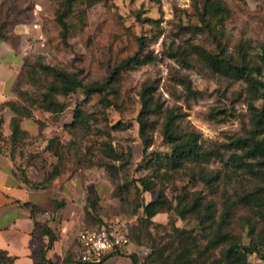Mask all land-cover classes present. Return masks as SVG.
<instances>
[{
	"label": "rangeland",
	"instance_id": "374dc122",
	"mask_svg": "<svg viewBox=\"0 0 264 264\" xmlns=\"http://www.w3.org/2000/svg\"><path fill=\"white\" fill-rule=\"evenodd\" d=\"M59 9L61 0H0V39L17 47L24 42L18 47L23 59L15 98L0 111L8 109L20 121L31 119L37 130L32 137L22 133L15 141L2 139L0 146L20 157L33 188L59 186L63 201L82 204L80 230L127 223L138 264H215L233 242H264L261 212L238 204L220 229L225 239L206 250L216 238L226 201L264 186L235 166L243 152L233 144L252 129V105L263 106L264 85L258 92L244 78L220 72L208 55L247 63L264 82V0L80 1L67 18L66 43L56 19ZM139 51V64L119 69ZM52 68L76 73L82 82L65 113L47 111L43 104L50 86L59 84ZM107 82L102 92L85 90ZM144 91L157 104L146 114L149 146L140 134ZM53 97L59 103L67 100L58 93ZM77 114L83 122L74 125ZM170 114L180 135L195 133L201 150L212 154L173 169L167 160L173 145L164 134ZM53 138L56 149L48 150ZM106 164L115 168L109 171ZM56 168L59 175L42 187ZM158 191L164 207L146 220L144 206ZM89 196L96 201L94 209ZM210 204L217 223L204 216ZM249 260L261 262L257 254Z\"/></svg>",
	"mask_w": 264,
	"mask_h": 264
},
{
	"label": "trees",
	"instance_id": "16d2710c",
	"mask_svg": "<svg viewBox=\"0 0 264 264\" xmlns=\"http://www.w3.org/2000/svg\"><path fill=\"white\" fill-rule=\"evenodd\" d=\"M85 0H61L63 9H59L57 13V22L60 23L62 28V39L66 43L68 34H69V23L67 18L73 12L75 5ZM2 35V27H0V36ZM4 36V35H3ZM4 38V37H3ZM208 59L210 64L215 67L220 72L235 78H244L247 80L251 86L258 92H260L259 86L264 85V82L256 78L252 73V67L247 63L237 64L231 59L226 57H220L215 54H209ZM140 63V51L132 57H128L123 60L119 65V69H128L136 64ZM115 70L114 74L119 72ZM53 75L56 80L59 82L52 84L50 86V92L44 94L43 104L47 111L52 112H61L65 113L66 110L70 107L69 97L80 87H82V82L79 79L76 73H68L64 70L52 68ZM110 86V83H104L100 86L88 87L85 90L87 94L91 91H104ZM58 93L65 97L67 100L65 103H59L55 101L53 94ZM262 97L264 100V91H262ZM144 110L139 118L140 122V134L141 137L145 140L146 146L150 145V137L148 135V129L151 127V123L148 120L146 114L153 111L152 96L144 91L143 95ZM157 106V104L155 105ZM80 114H77L74 120V125L82 123L83 119L80 117ZM20 120L16 117L12 120V140L15 141L20 134H24L21 130ZM164 134L167 140L172 143V153L168 156V162L173 169L181 167L184 162L187 160L200 161L201 158L211 155L210 151H202L200 145H198L197 135L195 133H190L188 135H180L176 131V123L174 115L170 114L164 125ZM264 134V103L261 108H257L252 105V129L249 131L247 136L239 137L234 141V146L236 149L242 150L243 154L237 155L234 159V164L236 167L242 169L244 172L256 176L264 182V137H261ZM57 139L53 138L49 140L47 149H56ZM106 168L109 171H112L115 166L112 164H106ZM60 171L58 168L54 169L53 174L45 181H42V187H46L50 182H52L58 175ZM23 180L25 183L33 187L30 179L24 174ZM144 186L147 189L151 187L150 182L143 181ZM35 186V187H41ZM91 194H96L95 187L91 185L89 187ZM158 197L147 203L144 206V218L151 221L158 213V210L164 207L165 200L163 199V194L158 191ZM89 206L94 209L96 208V201L92 197H88ZM64 203H59L57 207L62 206ZM226 210L223 214V218L218 221V231L216 233V238L210 241L206 247L207 251H210L214 247L225 239L226 235L221 233L220 229L222 226L226 225L230 221L231 208L234 205H244L246 207L258 209L261 212V215L264 217V186L257 188L256 190L247 193L246 195L239 197L236 201H231L228 199L226 201ZM27 207L31 208L32 214L36 211H39V208L32 203H25ZM170 206V205H168ZM207 213L204 215L206 220L213 223H217L215 219V209L212 204L207 206ZM89 215L90 212L87 211ZM251 228H254V225L249 221ZM44 237H48V243L43 241ZM131 237V236H130ZM261 238H264V235H261ZM57 239L55 232L47 225L40 223L35 220V229L33 233V257L35 264H58L49 260L46 256L47 250L52 246L53 242ZM264 247L263 241L253 242L250 245H241L239 243H231L227 247L222 257L215 261V264H264ZM257 254L261 262L252 263L249 260V256ZM130 257L133 260V264H138V261L132 254ZM70 255L67 256L64 260L66 264L71 263ZM0 264H13V258L9 257L7 253L3 250H0ZM178 264H192L190 261H180Z\"/></svg>",
	"mask_w": 264,
	"mask_h": 264
},
{
	"label": "crops",
	"instance_id": "0c3cea01",
	"mask_svg": "<svg viewBox=\"0 0 264 264\" xmlns=\"http://www.w3.org/2000/svg\"><path fill=\"white\" fill-rule=\"evenodd\" d=\"M22 38V37H21ZM20 46L24 42L20 40ZM16 44L0 39V106L15 98L13 86L17 81L23 59L22 51ZM15 113L5 109L0 111V143L12 138V120ZM21 130L32 137L37 134L34 121L24 117ZM21 160L7 147L0 146V250L13 258V264H35L33 257V233L35 220L47 224L57 235V239L47 250L46 256L58 264H66L65 258L73 253L68 264H83L76 260L79 250L78 234L84 225L83 205H75L65 198L59 186L51 189H35L23 180ZM31 179L30 176H27ZM32 203L39 211L32 214L25 203ZM65 202L60 207L59 203ZM43 241L48 243V237ZM101 264H133L130 256L112 255Z\"/></svg>",
	"mask_w": 264,
	"mask_h": 264
},
{
	"label": "built area",
	"instance_id": "2783aa9c",
	"mask_svg": "<svg viewBox=\"0 0 264 264\" xmlns=\"http://www.w3.org/2000/svg\"><path fill=\"white\" fill-rule=\"evenodd\" d=\"M79 250L76 260L83 264H101L112 255L132 254V240L127 223L113 221L78 234Z\"/></svg>",
	"mask_w": 264,
	"mask_h": 264
}]
</instances>
